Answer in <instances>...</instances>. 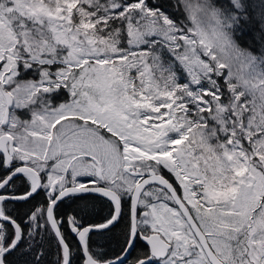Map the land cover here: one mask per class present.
Listing matches in <instances>:
<instances>
[{"label": "snow or ice", "instance_id": "obj_1", "mask_svg": "<svg viewBox=\"0 0 264 264\" xmlns=\"http://www.w3.org/2000/svg\"><path fill=\"white\" fill-rule=\"evenodd\" d=\"M0 264H264V0H0Z\"/></svg>", "mask_w": 264, "mask_h": 264}]
</instances>
